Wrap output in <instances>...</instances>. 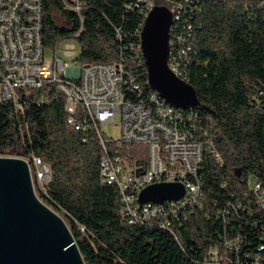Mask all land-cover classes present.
I'll list each match as a JSON object with an SVG mask.
<instances>
[{
	"label": "trees",
	"instance_id": "trees-1",
	"mask_svg": "<svg viewBox=\"0 0 264 264\" xmlns=\"http://www.w3.org/2000/svg\"><path fill=\"white\" fill-rule=\"evenodd\" d=\"M81 2L79 15L62 0H44V48L75 38L77 62L122 63L150 90L138 0ZM153 2L180 15L171 53L182 57L181 79L197 94L196 131L222 159L204 157L203 206L188 210L174 232L130 225L117 187L100 178L99 142L68 124L65 95L55 84L24 93L20 106L0 104V156L49 166L51 180L37 194L64 219L86 264H204L215 247L229 255L226 264H264V213L253 189L259 184L264 194V7L261 0ZM179 32L187 33L185 52L173 40ZM237 238L238 250L230 251L226 242Z\"/></svg>",
	"mask_w": 264,
	"mask_h": 264
},
{
	"label": "built area",
	"instance_id": "built-area-1",
	"mask_svg": "<svg viewBox=\"0 0 264 264\" xmlns=\"http://www.w3.org/2000/svg\"><path fill=\"white\" fill-rule=\"evenodd\" d=\"M62 2L68 12L81 14V0ZM138 2L143 28L155 5L153 0ZM261 5L264 7V0ZM43 11L44 0H0V104L13 102L20 106L22 95L29 90L57 85L65 95L68 124L77 132L92 133L101 146L100 178L117 187L122 217L130 225L151 224L174 232L188 210L203 206L200 169L205 155H213L222 163L213 142L196 131L194 109L185 111L161 104L159 94L152 87L143 89L122 63L83 65L76 61L75 46L64 50L68 63L58 49L62 41L54 49H45ZM172 15L171 29L178 30L180 15ZM186 34L174 36L184 52L188 46ZM50 50L52 57L47 58ZM179 60L182 59L169 54L168 66L181 79ZM74 64L80 67L70 72ZM110 128L111 134L107 132ZM26 161L35 167L32 176L45 191L51 180L49 166L38 158ZM156 183L181 184L186 189L185 196L179 201L141 204V192ZM260 188L259 184L253 187L264 213ZM238 243L239 238L226 242V246L237 251ZM209 255L204 264H226L230 260L216 247L210 249Z\"/></svg>",
	"mask_w": 264,
	"mask_h": 264
},
{
	"label": "water",
	"instance_id": "water-1",
	"mask_svg": "<svg viewBox=\"0 0 264 264\" xmlns=\"http://www.w3.org/2000/svg\"><path fill=\"white\" fill-rule=\"evenodd\" d=\"M173 15L157 6L146 17L141 32L142 54L150 86L176 109L197 106L194 88L168 66ZM31 163L0 156V264H86L64 219L44 204ZM181 184H158L143 190L141 204L179 201Z\"/></svg>",
	"mask_w": 264,
	"mask_h": 264
},
{
	"label": "rangeland",
	"instance_id": "rangeland-1",
	"mask_svg": "<svg viewBox=\"0 0 264 264\" xmlns=\"http://www.w3.org/2000/svg\"><path fill=\"white\" fill-rule=\"evenodd\" d=\"M56 18H57V20H58L59 23L62 24V23L64 22V19H63V17H62L61 15H57ZM68 46H75V47L77 48V51H78V54H77V55H79L80 47H79V43H78V41H77L76 39H74V38H72V39H67V40H63V41L58 45V49H59V51H60L61 57H62L65 61H67V62L69 63L70 59L64 54V50H65V48L68 47ZM51 52H52V50H50V51L47 52V54H46V57H47V58H51V57H52V56H51ZM77 67H80V64H78L77 66L74 64V66L69 67V71H70V72H75V71H76L75 69H77ZM107 132L111 134V133H112L111 128L108 129Z\"/></svg>",
	"mask_w": 264,
	"mask_h": 264
},
{
	"label": "bare ground",
	"instance_id": "bare-ground-1",
	"mask_svg": "<svg viewBox=\"0 0 264 264\" xmlns=\"http://www.w3.org/2000/svg\"><path fill=\"white\" fill-rule=\"evenodd\" d=\"M173 31H174V29H173ZM171 32H172V29H171ZM173 40H174V38H173ZM141 49H142V42H141ZM170 53H171V38H170ZM176 58H182V57H176ZM159 97H160V103L161 104H166V106H171L160 95H159ZM158 184H169V183H156V185H158Z\"/></svg>",
	"mask_w": 264,
	"mask_h": 264
}]
</instances>
